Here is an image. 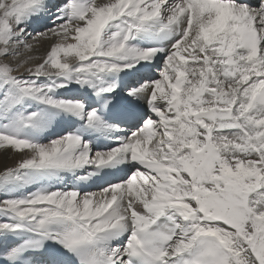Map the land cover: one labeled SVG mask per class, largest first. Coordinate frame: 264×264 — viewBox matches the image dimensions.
Listing matches in <instances>:
<instances>
[{
  "label": "snow or ice",
  "instance_id": "obj_1",
  "mask_svg": "<svg viewBox=\"0 0 264 264\" xmlns=\"http://www.w3.org/2000/svg\"><path fill=\"white\" fill-rule=\"evenodd\" d=\"M0 152V264H264V0H0Z\"/></svg>",
  "mask_w": 264,
  "mask_h": 264
},
{
  "label": "bare ground",
  "instance_id": "obj_2",
  "mask_svg": "<svg viewBox=\"0 0 264 264\" xmlns=\"http://www.w3.org/2000/svg\"><path fill=\"white\" fill-rule=\"evenodd\" d=\"M13 163V160L11 159H8L4 154L3 152H0V167H3L4 164H8L9 166ZM90 190L92 191H96L98 190L97 187H93L91 188Z\"/></svg>",
  "mask_w": 264,
  "mask_h": 264
}]
</instances>
